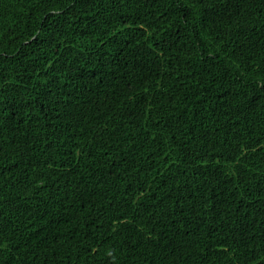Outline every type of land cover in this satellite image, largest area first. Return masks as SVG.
I'll list each match as a JSON object with an SVG mask.
<instances>
[{
	"label": "trees",
	"instance_id": "16d2710c",
	"mask_svg": "<svg viewBox=\"0 0 264 264\" xmlns=\"http://www.w3.org/2000/svg\"><path fill=\"white\" fill-rule=\"evenodd\" d=\"M0 264H264V0H0Z\"/></svg>",
	"mask_w": 264,
	"mask_h": 264
}]
</instances>
